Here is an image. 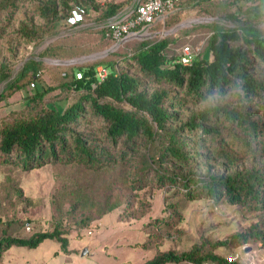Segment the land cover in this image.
<instances>
[{"label":"rangeland","instance_id":"rangeland-1","mask_svg":"<svg viewBox=\"0 0 264 264\" xmlns=\"http://www.w3.org/2000/svg\"><path fill=\"white\" fill-rule=\"evenodd\" d=\"M46 1L0 0V129L47 107L65 110L77 102L87 92L74 89L71 83L77 69L84 66L112 62L118 71L139 78L149 94L172 89L145 76L130 59L146 41L169 39L165 52L169 59L177 58L187 44L199 50V59H211L209 38L214 26L240 30L252 25L264 34V0H184V12L176 18L158 23L147 37L132 38L115 47L105 28V11L111 4H121L119 12L124 11L134 0H97L98 8L72 2L70 14L55 23L47 22L41 14ZM182 23L186 25L178 28ZM31 62L37 70L20 82L23 88L13 94L5 92L8 82L23 74ZM257 72L264 77L262 67ZM34 83L54 90L39 101ZM172 90L168 104L176 119L169 122L166 132L156 129L154 140L140 139L134 145L123 140L110 142L106 123L87 107L77 132L101 148L104 159H111L107 167L95 169L75 161L24 171L16 164L6 165L0 153V240L27 238L56 228L69 240L67 253L51 239L35 248L13 246L0 257V264H147L159 253H182L195 245L237 264H264V245L253 236L264 231V211L231 204L227 198L191 201L182 183L188 177L196 180L252 166L264 168L261 155L245 154L234 142L229 149L238 156L236 165L221 159L207 163L216 155V144L210 139L199 141L200 131L185 130L178 136L189 161L178 164L162 157L169 134L182 130L195 113L208 107L225 105L257 114L264 122V96L249 102L230 92L196 100L185 90ZM106 101L150 120L126 102ZM211 124L228 140L237 131L224 119ZM253 146L258 150L257 141ZM161 175L176 178L175 183ZM234 235H243L247 241L242 238L232 246L216 247ZM85 249L89 253L82 256Z\"/></svg>","mask_w":264,"mask_h":264},{"label":"trees","instance_id":"trees-1","mask_svg":"<svg viewBox=\"0 0 264 264\" xmlns=\"http://www.w3.org/2000/svg\"><path fill=\"white\" fill-rule=\"evenodd\" d=\"M72 2L83 8L87 6L98 8L97 0H60V4L57 0H47L41 6V14L47 22L55 23L70 14L74 8ZM180 6V10L171 14L166 21L184 12L182 4ZM120 8L121 4L108 5L105 11L107 21L120 14L122 12H119ZM105 28L107 30V27ZM170 43L167 38L153 42L146 41L141 50L130 59L137 64L145 76L172 89L185 90L186 95L196 100H205L207 95H226L230 92L249 102L264 96V77L257 72L259 67L264 69V34L252 25L242 26L240 30H225L221 26H214L209 38L211 59H199L198 54L189 66L178 61L180 55L174 59L167 58L165 52ZM99 66H104L107 71L103 80L97 75ZM35 67L36 63L31 62L23 74L8 82L5 92L13 94L20 91L23 88L20 82L31 71H36ZM77 73H81L82 78H78ZM77 73L71 86L78 91L87 92L77 102L65 110L47 107L34 116L18 120L0 129V153L6 165L16 164L24 171L50 163L70 164L75 161L95 169L107 167L111 159H104L103 150L96 148L89 138L77 132L87 107H90L95 116L104 120L107 125L106 137L113 144L121 140L131 145L136 144L140 139L152 141L157 131L166 132L169 122L176 119V114L171 112L172 106L168 104L172 99V89L156 90L149 94L142 89L143 83L139 78L126 71H118L116 64L112 62L80 67ZM34 78L36 79V76ZM34 78L32 81H35ZM34 86L35 96L39 101L54 90L40 88L36 83ZM6 97L7 95L2 99ZM106 100L126 102L136 111L148 116L150 120ZM223 119L237 128L229 140L222 135L218 127H213L211 124L212 120ZM185 130L200 131L199 141L210 139L216 144V157L211 156L212 159L207 160V163L221 159L236 165L238 156L229 149L231 145H235L234 142L239 143L245 154L252 152L256 156L258 153L261 155L259 158L264 159V122L258 120L257 114H249L247 111L225 105L208 107L195 113L182 130L177 129L169 134L168 144L162 152V157L178 164H186L189 161L184 144L178 136ZM240 133L243 136L239 135ZM254 141H257L258 150L253 146ZM161 178H167L173 183L176 180L165 175H161ZM182 183L187 199L191 201L209 198L219 202L227 198L231 204L249 206L254 211H264V168L252 166L236 170L231 174H211L208 178L196 180L188 177L183 179ZM253 236L264 245V231L255 232ZM242 238L247 241L243 235H234L230 239L218 242L216 247L232 246ZM47 239L56 240L61 245V251L68 252V237L56 228L52 232L36 233L27 238H2L0 257L13 246L35 248ZM207 262L237 264L236 261L208 251L202 245H195L189 251L182 253L175 251L159 253L147 264Z\"/></svg>","mask_w":264,"mask_h":264},{"label":"built area","instance_id":"built-area-1","mask_svg":"<svg viewBox=\"0 0 264 264\" xmlns=\"http://www.w3.org/2000/svg\"><path fill=\"white\" fill-rule=\"evenodd\" d=\"M183 2L184 0H134L131 6L108 20L107 35L116 43H120L126 38L147 37L153 26L164 23L171 14L180 10V5ZM198 54L199 50L189 44L184 45L178 61L189 66ZM97 75L103 80L107 71L98 69ZM77 77L82 78V74L77 73ZM29 230H31L30 227H28Z\"/></svg>","mask_w":264,"mask_h":264},{"label":"water","instance_id":"water-1","mask_svg":"<svg viewBox=\"0 0 264 264\" xmlns=\"http://www.w3.org/2000/svg\"><path fill=\"white\" fill-rule=\"evenodd\" d=\"M109 22H107L106 23V25L108 24ZM186 25V23H182V24H180L179 26H178V28H182V27H184ZM130 39H132V38H126L125 40H123L122 42H120V43H116V45H115V47H118L119 45H121L122 43H124V42H126V41H128V40H130ZM113 49H111V50H109V51H106L105 52V54H108L110 51H112ZM249 250L248 249H246L245 250V252H248ZM89 253V251H88V249H85V250H83V252H82V256H85V255H87Z\"/></svg>","mask_w":264,"mask_h":264}]
</instances>
